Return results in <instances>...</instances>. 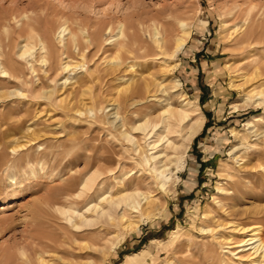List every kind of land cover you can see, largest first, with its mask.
<instances>
[{"label": "rangeland", "instance_id": "1", "mask_svg": "<svg viewBox=\"0 0 264 264\" xmlns=\"http://www.w3.org/2000/svg\"><path fill=\"white\" fill-rule=\"evenodd\" d=\"M33 10L55 18L51 19L49 30L44 23L39 29L41 34L48 36V45L52 47V51H48V69L58 66L61 59L66 60V54L59 56L54 50L55 46H61L56 33L61 23L67 27L66 39L70 31L81 34L82 29L91 32L101 26L104 36L95 35L101 46L93 45L87 54V68L95 70L93 82L83 86L72 101L76 109L83 111L82 115L65 110L72 95L61 102L77 87L75 80L84 75L80 67L74 75H71L73 71L63 74H70L66 84H61L63 75L54 77L48 72L46 78L42 72V85L34 86L35 92L19 81L7 83L0 79V257H12L17 264L22 261L21 250L25 246L27 254L35 258L30 248L32 234L38 230L46 234L58 230L61 221L49 222L48 208L44 204L50 195L57 197L59 194L60 207L76 209L84 207L88 201L99 202L100 194L107 190V195L118 191L114 186L116 179L106 178V175L97 179L104 178L103 187L98 188V181L92 183L93 189L77 200L64 199L56 189L67 184L71 176L76 177L74 185H78L83 177L80 174L87 171L85 162L98 161L96 155L100 148L105 149L113 143L107 137L114 131L110 130L109 121L117 117L112 114L114 106L110 104L123 97L118 89L127 84L116 78L124 74L125 79L137 80L145 76L151 80L163 64L162 60L142 56L156 52L147 31H142L143 51L139 55V51L133 50L123 57L126 66L133 64L135 67L129 70L125 66L123 72L103 78L101 73L110 66L114 43L108 45L106 39L119 32V21L136 27L140 22L149 24L157 17L165 25H177L178 20H185L191 24L192 33L173 72L181 81L179 97L177 92H174L177 96L172 97L159 94L161 102L150 100L149 103L155 102L156 109L161 111L166 104L178 107L182 98L190 99L205 113V127L185 153V167L179 171V178L173 177L170 191L156 190V197L164 206L162 214L141 223L122 241L117 240L116 228L111 234L105 232L96 240L97 249L83 252L93 253L97 264H253L241 262V259L254 256L250 251H240V260L231 253V250L238 252L244 247L233 246L242 237L236 236L230 241L232 248H224L230 252H225L216 237L227 238L231 234L229 226L234 224L262 226L260 235L264 239V106L257 105L264 97L261 93L264 75L248 83L242 80L243 75L251 77L258 69L264 71V0H0V52L5 51L9 37L18 40L17 20L26 21L23 17L28 14L34 16ZM3 23L10 28L14 25L9 28L10 33L2 30ZM120 40L118 37L115 43ZM82 44L81 47L86 46ZM17 50L15 47L13 53ZM77 53L78 49H74L69 54L73 57V65L82 61ZM37 69L43 70L41 66ZM23 70L32 80L27 65ZM235 104L239 105L238 110L233 109ZM103 108L106 109L103 111ZM130 110L125 109L123 103L118 107L122 116ZM255 115L261 117L256 122L258 133H262L258 136L245 126ZM118 120L119 117L115 122ZM28 127L37 130L29 131ZM38 130V135L32 134ZM32 136H37L36 142L22 147ZM52 143L59 154L42 155V147ZM124 147L120 144L117 149L121 151ZM74 153L77 155L72 158ZM121 163L125 164L124 171L118 170L115 175L128 173L132 168L127 177L135 178L139 174L136 160L130 154L122 156ZM108 166L109 163L99 161L89 168L86 177L93 172L98 176ZM101 230L106 231V228L101 227ZM87 243L92 242L87 240ZM102 251L108 253L106 259ZM44 255L48 258L47 253Z\"/></svg>", "mask_w": 264, "mask_h": 264}, {"label": "bare ground", "instance_id": "2", "mask_svg": "<svg viewBox=\"0 0 264 264\" xmlns=\"http://www.w3.org/2000/svg\"><path fill=\"white\" fill-rule=\"evenodd\" d=\"M40 8L42 9V7ZM35 11L36 10H33L35 13L34 16L28 14V16L23 17L26 18V21L17 20V27L15 26L17 30H15V32L18 34V40L9 37V40L7 39L8 42L5 41L7 42L5 51L0 52V79H4L7 83L8 81L11 83L19 81V83L21 82L24 86H30L29 90L31 92H35L37 89L34 88V86L38 87L39 84L42 83L43 78L40 76L42 72L46 78H48V72H52V76L54 77L68 74L70 71H73L71 75H74V71L80 67L81 71H84V75H81V77L75 80L77 87L68 92L61 102L67 101V98L72 95L70 102L66 104L65 110L67 113L74 111L77 116L82 115L83 111L76 109L72 101L77 98L83 86L89 85L91 81L93 82L92 78L95 70L87 68L89 67L87 54L94 46H101L100 43L98 44V42H96L95 35L101 34L104 36V33L102 34V26L99 27L98 30L91 32L82 29L81 34L70 31L68 33L69 37L66 39L65 31H67V27L65 24L61 23L56 32L60 39L61 48L55 46L54 50L59 56L63 55V53L66 54V57H64L66 60L59 59L60 63L58 66H49L50 68L48 69V51H52V47L48 45V36L44 35L45 33L41 34L39 29H41V24L44 23L43 26L45 29L49 30L48 27H50L52 20L55 18H50L49 13L46 15L41 11L40 13ZM14 16L13 19H17V17ZM20 17H22V15ZM150 21L151 23L146 25L140 22L136 27H131L124 21H119V32L106 39V44L108 45L114 42L111 49L113 55L109 58V60H111L109 62L110 66L103 70L101 74L103 78L108 75L115 76L116 73L124 71L123 68L126 66V59L123 57L126 53L132 54L133 50H135L136 52L139 51L140 55V51L144 49L142 44L145 42V40L140 38V32L142 31H147L153 48L156 51L153 54L150 52L142 56L145 58L151 56L155 58L154 60H162L163 64L160 65L159 73L153 76L151 80H148L142 75H140L142 77L137 80L133 77L125 79L126 76H124V74H120V76L116 78L122 81L125 80L127 84L125 87L118 89V92L123 94V97L114 100V102L110 104L114 106V108H112L114 110L112 114H116L115 117L117 118L119 117L117 122H115V120H117L115 117V120L109 121L110 128H112L110 130L114 131L109 133L107 137L108 140L113 143L108 146L105 145V149H102V147L100 148L99 155H96L98 161L85 162V170L87 171L80 174V176L83 177H81L82 181L78 185H74L76 177L71 176L72 178L70 177L71 179L69 178L68 182L67 180L65 181L67 184L56 189L64 199L72 201L74 199L77 200V198L81 197L87 190L93 189L94 184L92 183L97 182L99 176L106 175V178L114 177L116 179L117 184L114 186L118 188V191L107 195V190L100 194L99 202L95 203L94 201H88L84 207L76 209L60 207L57 198L59 194L57 197L56 195L54 196V194L50 195L48 200L44 202L45 206L48 208V221L55 222L56 219H59L61 225L58 224V230H56V232L53 230L52 232H48V234L39 230L35 231L31 236V246L30 244L28 245L33 249L36 257L33 258L29 256L24 246L21 250V255L23 257L22 261L17 264H97L93 253H84L83 251L85 249H91L92 251L97 249L96 240L99 238V235L104 236L105 232L111 234V230L116 228L117 240L122 241L128 234H131V231L138 229L141 223H145L162 214L164 206L159 197H156V190L169 192L173 177L176 176L179 178V171L183 170L185 167V153H187L193 140L198 137L204 129L206 116L198 104L187 98H182L180 100V106L175 107V105L169 106V104H166L165 109L161 111L156 109L157 104L155 102H152L153 104L149 103L150 100L161 102L158 98L159 94L165 95L166 97L177 96L174 92L178 93L180 90L181 81L173 72L178 67L177 61L179 54L188 44L192 33L191 24L185 20H178L177 25H165L157 17L152 18ZM13 26L10 28L9 24L3 23L2 30L6 33H10L9 30L12 29ZM111 30L112 28L110 27L109 31ZM6 36H8V34ZM118 37H120L121 40L115 43ZM257 38H259L258 35ZM82 43H86V46L81 47L80 45ZM15 47H17L18 50L13 53ZM74 49H78L79 53L77 54H79V58L82 59L80 63L75 65H73L72 55H69ZM24 65H27L30 69L28 71H30L33 76L32 80L25 75L24 72L26 70H23ZM37 66H41L43 70H38ZM126 67L132 70L135 65L131 64ZM253 74L255 75L251 77L243 75L242 80L244 83H248L263 76L264 71L258 69ZM61 79V84L68 83L70 74L69 76L63 75ZM18 86L20 87L21 85ZM18 90L20 91V89ZM29 90L28 92L31 93ZM19 91H17V93ZM261 93L264 96V90ZM179 94L180 93H178V97ZM246 95H248V93ZM45 97L48 99L49 96L46 95ZM100 97L99 94V98ZM157 98L159 100H157ZM122 103L125 109L131 108L126 116L120 115L118 111V107L120 108ZM262 104L264 106V97L257 105ZM105 109L106 108H103V111ZM233 109L238 110L239 105L235 104ZM89 112L92 113L94 111L89 110ZM135 118H138L136 122L134 121ZM260 120L261 117L255 115L245 123L246 129L250 130V133L253 135H261L262 133H258V129L256 128V122ZM28 130L37 129H31L30 127ZM39 130L33 131L32 134L38 135L40 133ZM36 139L37 136L29 137L21 146L28 147L31 143H35ZM43 144L44 143L39 146ZM120 144H122L123 147L125 146L121 151L117 149V146ZM55 148L56 145L53 143L46 147L43 146L41 154L44 156H56L59 152H57ZM129 154L136 160V166L138 167L137 171L139 174L135 176V178L134 176L133 178L132 176L127 177L128 173L133 171V168L128 173L121 174L125 167V164L121 163V158ZM76 155L77 154L74 153L71 157L73 158ZM239 157L237 156V158ZM99 161L109 163L108 168L98 176L93 172L86 177L91 167ZM118 170L121 171V175H115ZM103 180L104 178H100L98 181L99 189L106 183V181ZM110 186L111 184L107 187L109 188ZM219 190L225 193L229 192L225 188H219ZM75 191H78V193H74ZM206 216L208 217L209 215L206 214ZM211 219L213 220L214 217ZM101 227H105L106 231H102ZM229 227L231 234L227 238L223 239L222 235L216 237L217 242L222 244L223 249L232 248L230 241L236 236L242 237V240L234 242L235 245L233 246H239L238 248H241L243 245L244 247L238 252L231 250V253L237 255L236 259L240 260L241 255L238 256L240 251H250L251 255L254 254V256L252 255L251 259H248V257L241 259L242 263L252 262L253 264H264V239L260 235L262 226L252 227L233 224ZM202 229L204 231L211 230L210 228ZM105 239L107 242H110V239ZM87 240H90L92 243H87ZM112 244H114V242H112ZM47 248L48 251H46ZM227 249H224L225 252L229 251ZM102 252L105 256L104 259H106L108 253ZM44 253L48 254V258ZM0 264L15 263L12 257L5 259L0 257Z\"/></svg>", "mask_w": 264, "mask_h": 264}]
</instances>
